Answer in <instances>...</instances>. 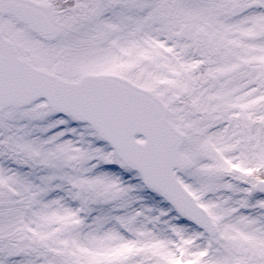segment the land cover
<instances>
[{"label": "snow or ice", "instance_id": "1", "mask_svg": "<svg viewBox=\"0 0 264 264\" xmlns=\"http://www.w3.org/2000/svg\"><path fill=\"white\" fill-rule=\"evenodd\" d=\"M0 264H264V0H0Z\"/></svg>", "mask_w": 264, "mask_h": 264}]
</instances>
